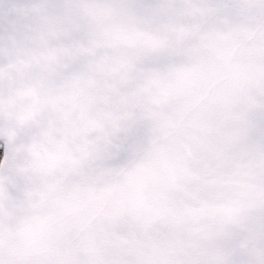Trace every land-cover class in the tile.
<instances>
[{
  "label": "clouds",
  "instance_id": "clouds-1",
  "mask_svg": "<svg viewBox=\"0 0 264 264\" xmlns=\"http://www.w3.org/2000/svg\"><path fill=\"white\" fill-rule=\"evenodd\" d=\"M0 264H264V0H0Z\"/></svg>",
  "mask_w": 264,
  "mask_h": 264
}]
</instances>
